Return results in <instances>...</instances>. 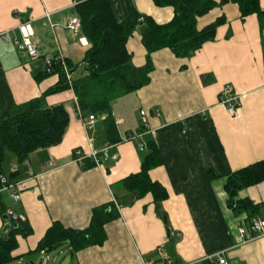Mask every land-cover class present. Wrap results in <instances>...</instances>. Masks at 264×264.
<instances>
[{"label": "crops", "instance_id": "0c3cea01", "mask_svg": "<svg viewBox=\"0 0 264 264\" xmlns=\"http://www.w3.org/2000/svg\"><path fill=\"white\" fill-rule=\"evenodd\" d=\"M75 1L0 0V114L11 113L59 81L58 73L38 80L46 71L47 56L61 51L71 63L73 81L87 72L90 43L81 30L68 27L77 16ZM111 2L116 17L123 20L128 15L126 0ZM133 4L158 23L174 16L172 6H159L154 0H133ZM260 5L264 8V0ZM221 16L226 21L218 26L215 39L192 56L178 57L170 48L152 53L150 82L113 103L122 139L118 143L108 145L106 118L100 114L92 126L84 124L91 113L78 107L72 88L46 96L50 106L66 105L70 122L59 144L34 151L23 164L13 153L6 155L4 174L9 176L11 167L17 166L14 179L21 182L20 197L14 200L13 190L6 189L0 191L1 199L8 211L23 215L33 228L28 237H18L10 264H37L45 257L47 264H159L166 259L176 264H216L214 255L220 251L229 264H264V237L241 241L238 228L248 223L247 213L236 214L227 204L225 191L230 173L264 159V30L256 14L243 19L233 2L201 16L198 27ZM23 21L32 23L38 58L16 47ZM127 48L135 66L146 64L147 49L139 28ZM228 85L242 95L237 115L220 102ZM128 134L141 136L125 140ZM152 138L161 162L150 170V177L168 192L160 203L152 193L138 198L121 182L140 171L149 150L141 151L138 143ZM91 143L108 148L102 166L83 169L73 160V151L76 147L89 150ZM239 197L264 202V183L243 189ZM111 201L117 203L120 217L105 225L102 245L73 253L64 243L58 247L59 254L54 253L58 248L34 252L53 222L85 229L92 209ZM7 232L0 213V236Z\"/></svg>", "mask_w": 264, "mask_h": 264}, {"label": "trees", "instance_id": "16d2710c", "mask_svg": "<svg viewBox=\"0 0 264 264\" xmlns=\"http://www.w3.org/2000/svg\"><path fill=\"white\" fill-rule=\"evenodd\" d=\"M154 1L159 6L174 8V16L169 22L158 23L152 16L141 14L133 0H126L128 15L123 20L116 17L111 0H81L75 4V12L82 23L81 31L90 43L85 57L87 72L75 78L70 85L62 66L54 63L51 71L46 68L38 80L58 73L60 79L55 85L41 96L15 106L11 113L0 114V191L4 184L15 182L14 178L18 174V170L11 172L6 183L1 180L8 152L15 155L19 164H23L34 151L59 144L64 137L70 122L69 111L63 103L52 106L46 104L47 95L72 88L77 105L83 112L108 114L105 120L107 143H118L122 139L112 113L113 103L122 95L134 92L150 82V73L154 68L152 53L170 48L178 57L192 56L205 42L215 39L218 26L226 21L221 16L199 28L198 19L227 2L238 4L243 19L256 14L261 31L264 30V8L260 0ZM138 28L147 49V62L141 67L134 65L132 54L127 48L128 39ZM146 144L149 152L144 155L140 171L129 174L121 182L127 191L136 192L138 198L152 193L156 203H160L168 198L167 189L150 177V170L161 162L160 151L153 138L147 140ZM81 166L90 169L96 163L87 158ZM260 183H264V159L235 170L226 177L227 204L236 214L247 213L246 225L253 218L264 216V202L255 203L250 198H241L239 192ZM0 213L4 217L14 214H9L1 196ZM119 217L118 205L111 201L92 209L90 224L85 229L65 227L55 221L34 252L51 251L64 243H69L73 253L90 245H102L106 240L105 225ZM5 224L8 232L0 236V264H10L14 260L12 252L18 247V237H28L33 232L28 219H22L19 214L5 219Z\"/></svg>", "mask_w": 264, "mask_h": 264}, {"label": "built area", "instance_id": "2783aa9c", "mask_svg": "<svg viewBox=\"0 0 264 264\" xmlns=\"http://www.w3.org/2000/svg\"><path fill=\"white\" fill-rule=\"evenodd\" d=\"M81 0H76L75 4ZM51 13L47 12L46 16L50 18ZM31 21H23L20 25L21 37L15 40L16 47L19 51L27 54L30 58H38L40 56L37 41L33 39L34 32L32 29ZM68 27L75 32H78L82 29L81 19L78 16L73 17L68 23ZM46 68L48 71H51L54 63H59L63 71L66 75V78L70 85L73 83V70L70 67L66 57L64 54L59 51L53 57H45ZM241 98L242 95L236 92L231 85H228L221 93L220 102L226 106V109L232 115H237L239 108L241 106ZM141 114L143 116L146 115V111L142 110ZM103 119L106 118V114H100ZM98 119V114H90L88 119L84 121V124L87 126H92L94 122ZM147 121V120H144ZM141 136V134H128L125 137V140H135ZM108 147H96L92 143L90 144L89 150H85L83 147H76L73 151V160L83 164L84 160L89 158L96 163V166H102L104 157L103 154L106 152ZM138 148L141 151H145L147 149V144L145 141H140L138 143ZM116 159V156H114ZM53 164V163H51ZM17 171V166L13 165L11 167V172L14 173ZM1 180L3 183L8 182V177L4 174L1 175ZM20 187L21 182H9V184H4L1 190L12 189V196L14 200H18L20 197ZM12 211H9V214H12ZM22 219H25L23 215H21ZM239 236L242 242H247L255 237H264V216L255 217L248 225H243L238 228ZM216 264H229L226 259L224 252L220 251L216 253ZM47 257L43 258L42 261L38 264H47ZM146 264H152L146 262ZM154 264V263H153ZM159 264H176L172 259H166L162 263Z\"/></svg>", "mask_w": 264, "mask_h": 264}, {"label": "rangeland", "instance_id": "374dc122", "mask_svg": "<svg viewBox=\"0 0 264 264\" xmlns=\"http://www.w3.org/2000/svg\"><path fill=\"white\" fill-rule=\"evenodd\" d=\"M8 153H10V152H8ZM63 249V248H62ZM64 251L66 250V248H64L63 249ZM60 251V248H58V249H56L55 251H54V253L55 254H59L58 252ZM40 262V260H38V262H37V264ZM14 264V263H13ZM15 264H18V263H15Z\"/></svg>", "mask_w": 264, "mask_h": 264}, {"label": "water", "instance_id": "95a60500", "mask_svg": "<svg viewBox=\"0 0 264 264\" xmlns=\"http://www.w3.org/2000/svg\"><path fill=\"white\" fill-rule=\"evenodd\" d=\"M11 217H16V213H14V214H12V215H6V216H5V219H9V218H11Z\"/></svg>", "mask_w": 264, "mask_h": 264}]
</instances>
